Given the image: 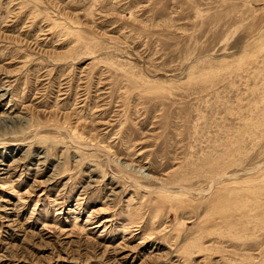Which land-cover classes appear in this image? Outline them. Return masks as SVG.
<instances>
[{
	"label": "rangeland",
	"instance_id": "374dc122",
	"mask_svg": "<svg viewBox=\"0 0 264 264\" xmlns=\"http://www.w3.org/2000/svg\"><path fill=\"white\" fill-rule=\"evenodd\" d=\"M0 264H264V0H0Z\"/></svg>",
	"mask_w": 264,
	"mask_h": 264
}]
</instances>
